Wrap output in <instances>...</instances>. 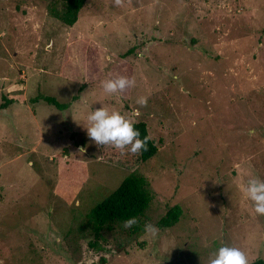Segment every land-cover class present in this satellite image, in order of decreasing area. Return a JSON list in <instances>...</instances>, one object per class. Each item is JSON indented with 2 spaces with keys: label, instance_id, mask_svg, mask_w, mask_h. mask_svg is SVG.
I'll list each match as a JSON object with an SVG mask.
<instances>
[{
  "label": "rangeland",
  "instance_id": "rangeland-1",
  "mask_svg": "<svg viewBox=\"0 0 264 264\" xmlns=\"http://www.w3.org/2000/svg\"><path fill=\"white\" fill-rule=\"evenodd\" d=\"M54 11L0 0V264H209L225 244L264 261V216L242 191L264 179V0H85L70 26ZM117 76L135 87L104 93ZM102 106L143 121L155 155L96 145L86 118ZM134 170L152 188L138 225L95 247L68 233Z\"/></svg>",
  "mask_w": 264,
  "mask_h": 264
},
{
  "label": "trees",
  "instance_id": "trees-1",
  "mask_svg": "<svg viewBox=\"0 0 264 264\" xmlns=\"http://www.w3.org/2000/svg\"><path fill=\"white\" fill-rule=\"evenodd\" d=\"M61 3V11H54L52 14L58 20L66 25H72L76 19L77 14L82 7L85 0H53ZM41 99L46 103L54 106L57 109H64L66 103L59 102L51 96H39L29 99L31 102ZM10 99L3 94L0 95V110L5 109L10 103ZM135 127L141 132V138L148 135L146 124L139 120L134 121ZM157 146L153 139L149 140L148 151L141 155L126 154L127 158L136 156L140 162H144L148 158L155 155ZM120 153L119 151L117 152ZM152 198V188L148 180L135 170L127 173L119 184L99 202H97L84 217L83 222H78L76 227L69 229L74 233L78 232L80 236L84 237L85 232H89L91 240L88 244L95 247L97 238L103 228L111 229L113 224H119L126 219L136 216L140 217L144 214L149 201ZM181 209L178 205L168 206L165 213L159 218L158 225L160 227H168L172 225L179 217ZM249 264H264L261 259H256L249 262Z\"/></svg>",
  "mask_w": 264,
  "mask_h": 264
},
{
  "label": "clouds",
  "instance_id": "clouds-1",
  "mask_svg": "<svg viewBox=\"0 0 264 264\" xmlns=\"http://www.w3.org/2000/svg\"><path fill=\"white\" fill-rule=\"evenodd\" d=\"M123 4L124 0H114V5L117 7H122ZM135 85V78L127 76H117L101 81L103 92L109 95L121 94ZM147 101L148 97L141 96L136 103L141 107H146ZM86 119L87 134L96 145L112 147L119 150L121 155L130 153L138 156L148 151L151 137L145 135L141 138V132L135 127V122L119 111L102 106L91 111ZM80 151L83 152L84 149L81 148ZM242 191L246 199L251 202L254 212L258 216H264V179L250 176ZM138 224L139 218L133 216L123 222V227L131 228ZM144 231L152 237L159 233V229L153 224H145ZM209 264H249V259L239 247L225 244L209 257Z\"/></svg>",
  "mask_w": 264,
  "mask_h": 264
}]
</instances>
